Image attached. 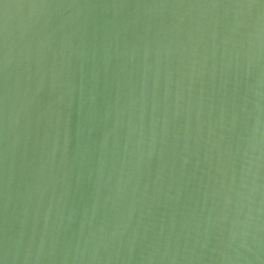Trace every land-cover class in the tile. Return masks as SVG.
<instances>
[{"label":"water","instance_id":"95a60500","mask_svg":"<svg viewBox=\"0 0 264 264\" xmlns=\"http://www.w3.org/2000/svg\"><path fill=\"white\" fill-rule=\"evenodd\" d=\"M2 264H264V0H0Z\"/></svg>","mask_w":264,"mask_h":264},{"label":"snow or ice","instance_id":"6c2138e0","mask_svg":"<svg viewBox=\"0 0 264 264\" xmlns=\"http://www.w3.org/2000/svg\"><path fill=\"white\" fill-rule=\"evenodd\" d=\"M0 264H2V261H0Z\"/></svg>","mask_w":264,"mask_h":264}]
</instances>
